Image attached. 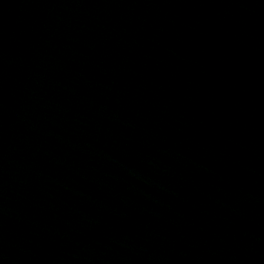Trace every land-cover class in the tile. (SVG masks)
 I'll use <instances>...</instances> for the list:
<instances>
[{"label": "water", "instance_id": "water-1", "mask_svg": "<svg viewBox=\"0 0 264 264\" xmlns=\"http://www.w3.org/2000/svg\"><path fill=\"white\" fill-rule=\"evenodd\" d=\"M0 264H264V0H0Z\"/></svg>", "mask_w": 264, "mask_h": 264}]
</instances>
